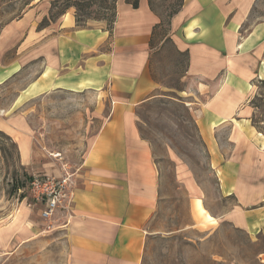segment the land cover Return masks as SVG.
<instances>
[{
  "label": "crops",
  "instance_id": "1",
  "mask_svg": "<svg viewBox=\"0 0 264 264\" xmlns=\"http://www.w3.org/2000/svg\"><path fill=\"white\" fill-rule=\"evenodd\" d=\"M258 1L183 0L170 21L171 39L187 55L193 96L205 97L190 106L219 195L234 200L217 218L248 234L264 226V136L252 125L250 105L255 84L264 81V20L247 25ZM158 21L146 0L137 9L119 0L110 31L103 22L77 27L69 10L43 27L30 25L17 60L0 65L2 83L38 62L15 107L52 90L96 93L101 124L73 178L72 216L56 214L67 264L142 263L159 192L157 167L140 135L136 110L155 88L149 42ZM0 129L15 140L21 165L31 167L36 153L25 122L12 117L2 120ZM45 174L59 177L56 170ZM198 208L194 217L203 221ZM37 210L36 215L27 204L21 206L0 225V249L42 234Z\"/></svg>",
  "mask_w": 264,
  "mask_h": 264
},
{
  "label": "rangeland",
  "instance_id": "2",
  "mask_svg": "<svg viewBox=\"0 0 264 264\" xmlns=\"http://www.w3.org/2000/svg\"><path fill=\"white\" fill-rule=\"evenodd\" d=\"M182 2L146 0L151 13L162 21L153 37L160 49L152 51L149 62L155 88L136 115L140 135L148 141L157 167L159 203L148 225L141 264H264V226L248 234L217 218L234 200L219 195L190 106L194 99L202 103L205 97L193 96L194 81L185 72L187 60L171 39L170 15ZM72 4L78 5L77 12ZM104 6L101 0H0V48H6L0 65L17 60L20 40L33 23L43 27L69 10L81 27L105 23ZM261 20L264 0L257 2L247 25ZM167 35L170 39L165 41ZM37 65L31 62L0 83V122L12 117L25 122L36 153L35 163L23 167L15 140L0 129V225L30 202L33 175L46 176L56 170L59 176L67 173L74 178L101 124L92 91L52 90L15 107L20 92L35 78ZM255 85L251 122L264 136V87ZM194 206L199 207L203 221L195 219ZM31 209L37 215V207ZM57 216L51 223L38 216L42 234L27 244L0 249V264H67L66 241L55 229ZM47 224H52L49 230Z\"/></svg>",
  "mask_w": 264,
  "mask_h": 264
},
{
  "label": "built area",
  "instance_id": "3",
  "mask_svg": "<svg viewBox=\"0 0 264 264\" xmlns=\"http://www.w3.org/2000/svg\"><path fill=\"white\" fill-rule=\"evenodd\" d=\"M73 175L67 173L55 178L33 175L29 184L30 202L27 207L39 208L42 220L52 222L58 212H63L67 219L73 210L72 196ZM52 224H47L49 230Z\"/></svg>",
  "mask_w": 264,
  "mask_h": 264
},
{
  "label": "trees",
  "instance_id": "4",
  "mask_svg": "<svg viewBox=\"0 0 264 264\" xmlns=\"http://www.w3.org/2000/svg\"><path fill=\"white\" fill-rule=\"evenodd\" d=\"M101 1H103L104 4H105V6L103 8V10H104L103 13L104 14L102 13L103 14V18L102 19L104 20V22H105V24L107 26V29L110 31L112 29V27H113L114 22H115V17H116V7H115L116 4L115 3H116L117 0H101ZM124 2H125V4H128L129 6H131L132 9H137L139 7V0H124ZM182 5H183V2L179 5V7L174 12H172V14L170 15V18H172L174 15H176L179 12V10L182 7ZM70 6L74 7L76 12L79 10L77 4H72ZM148 6H149L150 10L152 11V8L150 7L151 6L150 1H148ZM170 21H171V19H169V22ZM78 22L79 21H78V19L75 16L76 26L77 27H81V26L78 25ZM161 25H162V21L159 20L158 23L152 29L151 39H150V42H149L150 49H154V50L160 49L159 47H157V46H155L153 44V37H154V34L156 33V30L158 28H160ZM169 25H170V23H169ZM169 39H170V37L167 35L164 40L166 41V40H169ZM160 45H162V43ZM179 54L185 56V58L187 59L186 53H180L179 52ZM257 85L263 88L264 87V81L263 80H258L257 81ZM251 104H252V102H251ZM262 133L264 134V132H262Z\"/></svg>",
  "mask_w": 264,
  "mask_h": 264
}]
</instances>
